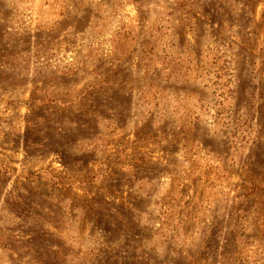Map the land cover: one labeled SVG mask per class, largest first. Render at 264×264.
Listing matches in <instances>:
<instances>
[{
	"label": "rangeland",
	"instance_id": "obj_1",
	"mask_svg": "<svg viewBox=\"0 0 264 264\" xmlns=\"http://www.w3.org/2000/svg\"><path fill=\"white\" fill-rule=\"evenodd\" d=\"M0 264H264V0H0Z\"/></svg>",
	"mask_w": 264,
	"mask_h": 264
}]
</instances>
